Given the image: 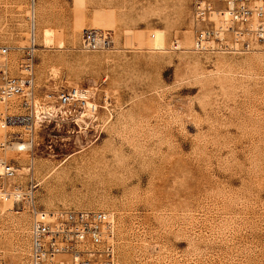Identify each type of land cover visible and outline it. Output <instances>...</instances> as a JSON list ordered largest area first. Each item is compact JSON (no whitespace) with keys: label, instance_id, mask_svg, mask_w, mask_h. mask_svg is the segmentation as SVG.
<instances>
[{"label":"rangeland","instance_id":"374dc122","mask_svg":"<svg viewBox=\"0 0 264 264\" xmlns=\"http://www.w3.org/2000/svg\"><path fill=\"white\" fill-rule=\"evenodd\" d=\"M193 1L0 0V63L18 74L35 45L38 112L88 102L33 142L0 130L26 144L0 148L19 169L0 178V264H29L33 207L112 213L118 264H264V43L198 47ZM86 28L108 47L84 50Z\"/></svg>","mask_w":264,"mask_h":264},{"label":"built area","instance_id":"2783aa9c","mask_svg":"<svg viewBox=\"0 0 264 264\" xmlns=\"http://www.w3.org/2000/svg\"><path fill=\"white\" fill-rule=\"evenodd\" d=\"M193 22L200 48L253 49L264 43V0H194ZM34 30L32 23L33 34ZM82 35L84 50L100 51L108 47L109 38L101 29L86 28ZM8 51V47L0 48V54ZM34 65V44L23 49L18 74L10 73L7 62L0 63V130L21 127L31 135L32 142L36 124L54 116L57 107L72 111L88 106L85 95L74 88L47 94L53 106L39 113ZM91 109L96 111V106ZM23 140V132L6 135L0 140V148L18 144L22 150L26 148ZM18 171L13 163L0 159V178L15 179ZM31 212L29 264H118L117 226L112 213L36 207Z\"/></svg>","mask_w":264,"mask_h":264},{"label":"bare ground","instance_id":"6f19581e","mask_svg":"<svg viewBox=\"0 0 264 264\" xmlns=\"http://www.w3.org/2000/svg\"><path fill=\"white\" fill-rule=\"evenodd\" d=\"M45 42H46V44H49L48 39H46ZM91 106H92V104H91ZM13 200H15V199H13ZM14 202H15V201H14Z\"/></svg>","mask_w":264,"mask_h":264}]
</instances>
